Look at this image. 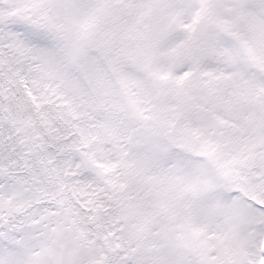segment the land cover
<instances>
[{
	"label": "rangeland",
	"instance_id": "rangeland-1",
	"mask_svg": "<svg viewBox=\"0 0 264 264\" xmlns=\"http://www.w3.org/2000/svg\"><path fill=\"white\" fill-rule=\"evenodd\" d=\"M1 24L44 43V78L120 116L116 203L140 261L245 260L264 234V0H0ZM8 194V213L34 201ZM58 227L12 228L0 264H99L97 246Z\"/></svg>",
	"mask_w": 264,
	"mask_h": 264
},
{
	"label": "trees",
	"instance_id": "trees-1",
	"mask_svg": "<svg viewBox=\"0 0 264 264\" xmlns=\"http://www.w3.org/2000/svg\"><path fill=\"white\" fill-rule=\"evenodd\" d=\"M39 47L43 50L44 43L20 26L0 25V188L27 202L34 199L17 208L12 198L11 213L1 209H6L4 199L0 249L8 245V235L20 237L19 229L52 221L60 232L71 225L81 242L97 246L99 264L151 263L148 252L142 261L133 254L142 236L122 234L128 223L116 202L128 185L119 156L123 149L118 150L125 142L120 116L102 98L73 94L62 82L44 78L49 74L47 57L38 53ZM221 117L226 122L223 113ZM82 153L103 174L89 171ZM53 207L65 211L53 216ZM12 228H17L14 235ZM259 237L241 264H264V234Z\"/></svg>",
	"mask_w": 264,
	"mask_h": 264
}]
</instances>
